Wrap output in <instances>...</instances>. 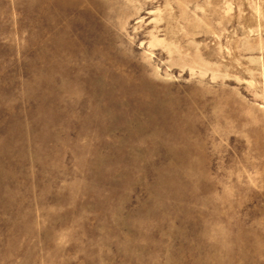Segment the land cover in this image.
I'll return each mask as SVG.
<instances>
[{"label": "rangeland", "instance_id": "obj_1", "mask_svg": "<svg viewBox=\"0 0 264 264\" xmlns=\"http://www.w3.org/2000/svg\"><path fill=\"white\" fill-rule=\"evenodd\" d=\"M0 264H264V0H0Z\"/></svg>", "mask_w": 264, "mask_h": 264}]
</instances>
